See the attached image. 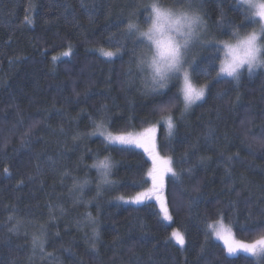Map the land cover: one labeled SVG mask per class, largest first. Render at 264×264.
<instances>
[{"label":"trees","instance_id":"trees-1","mask_svg":"<svg viewBox=\"0 0 264 264\" xmlns=\"http://www.w3.org/2000/svg\"><path fill=\"white\" fill-rule=\"evenodd\" d=\"M148 2L67 0L65 10L66 0H0V264H264V257L227 255L208 228L222 221L242 242L264 237V69L242 70L236 84L216 76L220 52L212 57L197 47L190 73L199 72L197 86L208 84L204 98L183 117L182 96L162 112L175 85L148 90L135 57L117 49L125 44L124 18L137 11L143 25ZM198 2L209 39L230 36L218 23L254 27L251 20L241 25L235 0ZM101 49L115 55L109 59ZM101 105L114 135L157 125V153L177 173L165 177L161 192L170 220L155 198L123 204L151 187L152 166L134 147L89 135ZM168 115L175 124L171 136ZM97 154L110 157L115 181L99 195L91 167ZM85 179L91 183L81 193L73 185ZM87 213L99 229L96 241L84 222ZM16 220L23 221L19 234L8 230ZM42 231L41 254L31 239ZM174 231L183 235V246L171 238Z\"/></svg>","mask_w":264,"mask_h":264},{"label":"snow or ice","instance_id":"snow-or-ice-1","mask_svg":"<svg viewBox=\"0 0 264 264\" xmlns=\"http://www.w3.org/2000/svg\"><path fill=\"white\" fill-rule=\"evenodd\" d=\"M83 4V0H81ZM176 3L179 7H185L188 9H191L195 12H199V2L198 0H176ZM235 3L237 5L241 6V12L243 14V20L241 21V25H243L246 21L251 20L253 24H255V20L251 19L247 12L245 11L243 4L241 3V0H235ZM70 7V5L67 4L66 0V8ZM139 5H133V8H138ZM149 6L143 5V10L147 12V16L145 19H148L149 15ZM264 14V13H262ZM224 13L221 11V16H223ZM201 16V23L198 31L196 32L195 38L193 42L191 43L190 47H187L183 53H180L178 50L175 53L176 58V67L175 71L171 74L161 76L159 78L155 76H150L146 73L144 68V59L142 58L144 53L146 52L147 45L144 41L139 39L135 34V29L140 24L139 23V13L137 11H130L126 18V23L121 24V28L123 29L122 37L125 41V44L130 43L132 45L131 49L127 48L125 44L117 45L118 51L121 52H131V55L135 57V68L136 70L142 75L145 87L150 88L151 91L155 92L158 90H169L172 86L175 85L177 88V92L173 93L172 96L169 97L168 106L161 108V111H168L170 107H175V104L179 101L180 97L182 96V102H183V109L181 111V117H183L184 113L188 112L192 105H194L197 101L202 100L205 96V90L208 87L207 83L200 84L197 86L193 82V76L199 78V72L196 70H193V72H189V68L192 67L193 64H196L197 61L195 59H189L190 53L193 51L194 48H202L205 51L209 52V55L212 57H215L218 52H220L219 47L217 46V42L219 40L216 39V37H212L211 39L208 38V28H207V21L204 19V17ZM26 22H31L26 17ZM227 26L231 33L235 29H239L240 26L235 25L234 23H229L228 25H224L223 23H218V28H223ZM230 33V34H231ZM215 46V47H212ZM102 54L111 59L115 53L112 51H104L103 49L100 50ZM64 55H70L69 52H66ZM56 59V58H54ZM211 63H214L215 61H210ZM247 73L249 75L253 74L251 69L247 70ZM231 78L232 81H234L236 84H239L241 81V75L236 74V67H235V61H233L231 64L226 63L224 61H221V66L219 68V72L216 73L217 77L220 76ZM205 80L211 79V74L209 73L208 76L204 77ZM227 83V81H225ZM239 100V97H237V101ZM108 108L105 105H101V107L98 109V112L100 113V116L98 118H90L92 119V124L94 131L90 133L89 135H100L103 136L104 139L110 143H119L121 145H128V144H134L136 147L142 148L144 152L148 154L149 159L151 160L152 167L148 170L147 175L151 179V187L148 188L146 191L138 192L135 197H133L130 201H125L126 203L130 202L133 204H141L144 202V200H150L153 197L161 204V209L164 213V219L170 220L171 217L168 215L166 203L163 200L161 196V189L163 187V179L164 175L166 173H172L173 176H177V173L173 170L171 167V160L170 159H161L159 154L156 151V141H155V132L156 128L150 127L146 128L143 133L139 134L136 138H133L131 134L129 135H114L112 132L107 131L105 125L111 123L109 119H105V116L108 113ZM173 116L168 115L164 118L165 123L167 125L168 129V135H172V130L175 127V124L173 122ZM79 135L74 136L73 139H78ZM231 159V157H229ZM54 163V162H53ZM91 167L97 169V174L99 177V181L97 183V195L100 194L101 187L103 185L112 186L115 184V181H112L110 179L112 168L114 167L110 157H104V159H99L97 154L96 162L91 165ZM7 172V169H5ZM189 172H191V169H188ZM68 172H65L64 175H68ZM91 181L88 179H85L83 183H79L78 181L74 183L73 187L75 189H79L81 193H83L84 187L88 184H90ZM119 199L123 200V197H119ZM13 217L10 216L9 220H12ZM84 222L87 224L92 225V239L93 241H96L99 239V229L96 227V220L91 216V213H87ZM23 223L22 220H16V223L9 228L8 230L10 232H14L19 234V229L21 224ZM27 235V232L24 233ZM216 236L218 239L222 240L224 245L227 248V251L229 254L235 253L238 249H242L246 253H251L253 256L257 257H264V238L255 241L253 244H247L243 242H237L234 239L231 238L230 230H225L223 227L219 231H217ZM45 235V232L42 231L41 236H37L36 234L32 235L31 243L33 247V251H35L37 248L43 253L45 251L44 249V240L43 236ZM172 239H175L178 244L181 246L184 245L185 240L182 234L178 232H173L171 235ZM93 248H95V243L92 245Z\"/></svg>","mask_w":264,"mask_h":264},{"label":"clouds","instance_id":"clouds-1","mask_svg":"<svg viewBox=\"0 0 264 264\" xmlns=\"http://www.w3.org/2000/svg\"><path fill=\"white\" fill-rule=\"evenodd\" d=\"M249 17L255 20L250 30L235 29L228 38L217 42L221 61H235L236 74L264 69V0H241ZM146 22L134 30L147 45L143 55L147 74L157 78L175 71V53L191 46L201 23L198 12L173 6L166 0H149Z\"/></svg>","mask_w":264,"mask_h":264},{"label":"rangeland","instance_id":"rangeland-1","mask_svg":"<svg viewBox=\"0 0 264 264\" xmlns=\"http://www.w3.org/2000/svg\"><path fill=\"white\" fill-rule=\"evenodd\" d=\"M194 50H195V48L193 49V51L190 53V56H189V59L191 60V59H193V54H194ZM135 70H136V68H135ZM189 70V72H190V68L188 69ZM137 71V70H136ZM138 72V71H137ZM138 74H139V76L141 77V82H142V85L144 86V80H143V77H142V75L138 72ZM222 76V75H221ZM222 77H224V76H222ZM228 78V77H227ZM144 88V87H143ZM148 90H150V89H148ZM162 90V89H161ZM201 100H199V101H197V102H200ZM196 102V103H197ZM155 128H156V132H155V134H154V136H155V141H156V139H157V133H158V127H157V125H153ZM153 126H150V127H153ZM150 127H148V128H150ZM145 130V129H144ZM144 130H140V131H134V132H130V133H127V134H124V135H129V134H131V136L133 137V138H136L137 136H139V134H141V133H143L144 132ZM95 136H98V137H100V138H102L106 143H108V144H111V145H117V146H131V147H134V148H136V149H138V150H140V151H142L145 155H146V157L148 158V160L150 161V163H151V160L149 159V157H148V154L146 153V152H144V150L142 149V148H139V147H136L134 144H130V145H121V144H119V143H110V142H108V141H106L105 139H104V137L103 136H100V135H95ZM156 145H157V143H156ZM156 151H157V146H156ZM160 156V155H159ZM160 158L161 159H169V158H166V157H162V156H160ZM151 166H152V163H151ZM171 167H172V165H171ZM173 168V167H172ZM168 176H172V173H166L165 175H164V179H165V177L167 178ZM163 179V180H164ZM151 180V179H150ZM161 192H162V189H161ZM153 198H155V197H153ZM132 199V198H131ZM131 199H128V198H125L124 199V201H123V204H126V205H134L133 203H131L130 204V202H128V203H126L125 201H130ZM221 227H223L225 230H230L222 221H216V222H213V223H211L209 226H208V228H209V232H210V234H211V236H212V238L214 239V240H216L217 242H219L222 246H223V248H224V250H225V253L227 254V255H229V256H235V255H238V254H243V255H246V256H250V257H252V258H254L256 261H259L257 258H260V257H257V256H253L251 253H246V252H244L242 249H238L235 253H232V254H229L228 253V251H227V248H226V246L224 245V243H223V241L222 240H220V239H218L217 238V236H216V232L217 231H219L220 229H221ZM230 233H231V238L232 239H234L235 241H237V242H242V241H240V240H238V239H236L235 238V236L233 235V233H232V231L230 230ZM264 238V237H263ZM262 239V238H261ZM260 240V239H259ZM243 243H246V242H243ZM254 243V242H253ZM253 243H247V244H253ZM40 253L42 254V252L40 251ZM32 255L33 256H36L37 254H34V253H32ZM37 256H39V255H37Z\"/></svg>","mask_w":264,"mask_h":264},{"label":"bare ground","instance_id":"bare-ground-1","mask_svg":"<svg viewBox=\"0 0 264 264\" xmlns=\"http://www.w3.org/2000/svg\"><path fill=\"white\" fill-rule=\"evenodd\" d=\"M251 77V76H250ZM234 84V83H233ZM170 91V90H169ZM138 127V126H137ZM92 146V145H91ZM176 181V180H175Z\"/></svg>","mask_w":264,"mask_h":264}]
</instances>
